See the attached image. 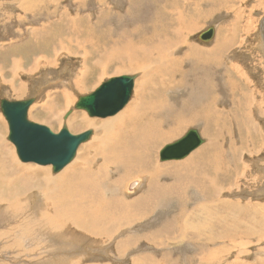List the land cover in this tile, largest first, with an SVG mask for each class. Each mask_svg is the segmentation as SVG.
Segmentation results:
<instances>
[{"label":"rangeland","instance_id":"obj_1","mask_svg":"<svg viewBox=\"0 0 264 264\" xmlns=\"http://www.w3.org/2000/svg\"><path fill=\"white\" fill-rule=\"evenodd\" d=\"M44 3H48L47 8H41ZM39 7L40 9H38ZM178 8L181 10L184 19L180 27L187 32L182 48L172 56L177 61L176 70L172 75H169L170 79L165 84L160 82V78L170 69L169 60L167 62H156L149 60L143 55L144 53L153 54L155 48L136 54V59L140 63H145L146 68H138L135 71L128 68L127 61H124L126 59H121V61L114 60V62L107 61L106 63V60L100 58L115 41L120 39V41L127 42L126 39H131V42L135 43L138 39L140 41V35L143 32L147 33L151 39L164 36H168L169 40L172 39L175 36L174 27L156 29L154 26L157 24L161 25V20L166 19L167 21L168 16L172 19L176 15L173 12L178 10ZM62 11H68L67 13L73 18L75 24L74 22L72 24L70 21L63 20L61 17ZM75 12L81 16V20H78ZM65 17L67 19L69 15H65ZM40 19L43 21L41 22ZM77 20L78 23L76 22ZM173 21L170 20L168 23L178 25ZM211 25L216 27V37L210 42H203L198 38V35ZM81 27L82 30L78 32ZM88 27L96 29L93 32L98 35L97 38L94 35L93 42L83 39ZM46 28L47 31H45ZM48 31H51L49 32L50 34ZM40 32H47L51 36L46 34L42 36ZM32 37L35 38L32 39ZM84 43L88 45L86 44L85 46ZM35 44L37 45L35 46ZM195 44L200 45L201 50L216 44L217 49H214V53H198L195 51L194 54L193 46ZM83 46L84 48L82 49ZM52 47L55 48V52ZM45 48L50 50L47 52L43 50ZM68 49L71 54H69ZM31 51L37 55L31 56ZM15 59H19L16 61L19 62L20 68L13 67L17 68L14 72L10 69ZM99 59L100 61H98ZM218 59H221L224 63L220 69L214 66L218 64L216 61ZM50 64H53V66ZM229 64H233V67H235L234 71L226 68ZM31 67H37V70ZM205 67H213L215 69ZM85 69L90 73L86 72ZM102 72H104L105 76L101 74ZM91 73L92 75H90ZM100 74L103 79H100ZM123 74H136L137 78L130 101L119 113L101 118L91 117L85 110L74 109V105L80 95L92 92L102 82L112 76ZM82 78L83 80H81ZM91 80L93 81L91 82ZM70 81L75 83H70ZM178 81L179 83H177ZM141 91H144L143 110H160L163 112L161 116L158 117L156 115L154 117V120L162 121L163 129L169 131L177 128L178 123L187 122L186 128L182 133L163 143L160 150L165 145L181 138L190 128L194 127L199 129L205 139L202 145L180 160L162 161L159 150V161L157 162L161 165H167L166 163L168 162L186 160L191 154L196 153L209 142V136L204 132V128L210 126L211 132L220 136L221 150L224 151V157L230 168L229 173L224 168L214 173L217 180L221 183H226L227 192L221 194L215 201H209L213 204L211 205L213 212L216 215H226L228 213L233 220H237L235 215L240 218H247L245 210L243 211L244 216L239 215L238 209L240 205H242L241 207L248 205V210L255 206L264 208V0H38L36 2L34 0H0V100L2 98L22 100L35 97V101L28 113L30 120L46 125L56 133L61 130L62 124L66 122L72 133L78 134L87 129H92L94 131L92 135L95 137L99 133L102 135L103 131L110 126L106 120L115 116H122L130 105L138 102ZM152 98L154 100L162 98L167 104L161 108L152 107L150 105ZM69 103L71 105L66 108ZM50 106L56 108L57 111L55 112L58 116L49 117L48 111H52ZM71 109H74L72 116L65 120V114ZM209 109H212L213 113ZM208 110L209 114L206 116ZM215 110H217V114ZM63 111L65 112L62 113ZM220 113L223 116H219L218 114ZM173 114H182L185 119L180 121L178 117H174V121L171 122L170 118H172ZM136 115V117L126 119V123L119 120L116 123V127L111 132L108 131L106 135L113 139L114 136L121 135V142H128L129 133L136 130L137 127H141L144 121L141 114ZM75 116L76 118L86 117L93 122L89 120L85 123L80 122L82 128H76ZM249 117L258 125V129L250 126ZM57 119L62 120V123L56 122L55 120ZM147 120L150 119L146 118L145 121ZM0 136L3 137L4 144H7L14 153L13 156L11 151L0 147V175L5 177L6 182L13 181L24 174L30 177H44L45 172H39L37 166L48 167L52 175L64 174L74 164H78L80 167L84 163L86 154L94 149H99L92 144V139L94 138L92 136L89 141L80 147L76 159L58 173L53 172L52 165L23 162L17 154L16 146L8 139L9 124L2 113L1 106ZM119 142L117 141L116 145ZM234 150H237L236 154ZM215 152H218V149ZM96 158L99 159L95 165L96 171H101L104 169V162L100 161L101 155ZM147 161L148 159L142 162L147 163ZM149 163H151L150 160ZM25 168L30 169L26 170ZM175 169L178 170V168ZM121 170V167L117 165L116 169L112 170L110 182L103 183L105 202L100 206L101 210L109 202L114 204L124 203L125 200L131 202L140 198L139 195L143 193L137 191L139 180L142 183L144 182L142 187L149 193V189L146 186L152 182V177L147 180L140 172L126 175L125 173H120ZM174 174L176 173L166 172V175ZM123 175L126 176L125 180ZM72 177L74 179H66L68 182L66 187H69L72 180H74L72 184L81 180V177ZM117 177L123 180V182L119 180L121 185L114 184ZM130 180H132L131 185H126ZM159 181L160 179H157L155 183ZM128 187L130 189L127 190L126 188ZM190 189L191 187L187 189L190 197L197 198L199 193ZM76 190L81 191L82 186H76ZM187 190L175 189L174 191H177L178 194L169 193L170 200L167 205L165 204L163 208H158V212H161L160 216L170 218L179 212L182 209L181 205L186 203L188 196L186 195L176 200L174 198ZM59 193L60 191H58L56 196L60 195ZM70 194L74 197L79 196V194H72L71 192ZM83 200H90V198ZM91 200H95V198H91ZM222 200L232 203L233 208L228 209L226 206H222ZM195 201L185 205L184 211L186 213L194 210L193 205L198 206L202 202ZM126 210L128 209L123 205H118L117 212H125ZM57 211L63 213L61 210ZM97 220L105 221L109 219ZM247 222L244 224L240 219V228L253 227L254 223L250 225ZM107 226H110L109 223ZM261 229H264V227L262 226L258 229L257 231L259 232L257 233L236 236L237 238L234 237L230 240L223 235H218L219 239L215 238L216 241L214 240L213 244L210 243L211 238L206 239L203 236L199 239L195 236L191 238L190 235L184 238L178 235L161 237L163 235V232H161L155 239L157 245H149L151 242L144 240L133 246V249L131 246L124 245V249L122 247L116 250L111 249L114 244L111 245L109 243L110 239H108L104 242V245L108 246L106 251L104 247L102 250L98 246L96 248H100V253L84 249L82 252L93 258L89 259V257H86L75 260L77 262L84 260V264H135L136 261H138V264H188L186 262L188 259L191 264H204L210 258L212 260L215 259L214 263L211 264H264V233L261 234ZM156 231L155 228V231L149 229L147 232L153 234ZM29 237L23 239L28 240ZM123 237L124 235L121 236V238ZM92 239H89L88 244L91 243ZM2 241H0V244ZM164 243L167 245L165 248L163 246ZM201 247H208V249L211 248L213 251L202 250ZM190 249H192V253L189 252ZM86 250H89V252ZM13 251L9 253V251L3 252L0 249V264H21L28 261L34 263L35 261H41L47 255V253H39V249H36V255L33 252V255L28 256L25 253L26 247ZM76 251L78 250L75 249L73 252ZM146 255H148L149 261ZM162 255L165 256L164 260ZM200 256L203 257L202 263L199 260ZM136 257L137 259H135ZM181 257H185V259L182 260Z\"/></svg>","mask_w":264,"mask_h":264},{"label":"bare ground","instance_id":"obj_2","mask_svg":"<svg viewBox=\"0 0 264 264\" xmlns=\"http://www.w3.org/2000/svg\"><path fill=\"white\" fill-rule=\"evenodd\" d=\"M34 1L36 2L38 0H34ZM44 4L41 5V8L48 7L47 6L48 3H44ZM38 9H40V7ZM51 10H54V9H51ZM67 12L68 11L61 12L62 19L66 21H70L72 24L74 22L75 24V21H73V18L70 17V14H68ZM173 13H175L176 15H174L172 19H170V17L168 16L167 21L166 19L161 20V25L157 24L154 26V28L157 29V28L170 27V26L174 27V33H175L174 37L175 38L173 37L172 39L169 40L168 36H164V37H158L157 39L156 38L151 39V37H149L147 33L143 32L140 35L141 37L140 41L138 39V41H135V43L131 42V39H126L127 42L123 40L120 41V39L118 41H115L112 44V46L107 49V52L100 58L103 60H106V63L107 61L114 62V60L121 61V59H126L124 61H127L126 64L128 65V68L135 71V69H138V68L140 69L146 68L145 63H140V61L136 59V54L143 52V51L150 50L151 48H155V51L153 52V54L144 53L143 55H145L149 60L156 61V62L158 61L167 62L169 60L168 62L170 64L169 66L170 69H168L164 73L162 78H160V82L165 84L166 81L170 79L169 75H172L174 71L176 70L175 65L177 64V61L172 56L178 50L182 48L183 43L185 41V34L187 32V31H184L182 27H180L184 20L181 10L178 8V10H175V12ZM65 15H69V17L65 19L66 18ZM56 16L58 15L56 14ZM76 17L78 18V20H81V16L78 15L77 13H76ZM40 20L41 22L43 21L42 19ZM78 20L76 21L77 23H78ZM170 20L171 21L174 20L173 22L177 23L178 25H174L173 23H168ZM66 21H63V22H66ZM80 30H82V27L81 29H78V32ZM93 30H94L93 28L88 27L87 32H85V34L83 35L84 37L83 39L93 42L94 35H96V38L98 36L97 33L94 34ZM45 31H47V28ZM94 31H96V29ZM49 32L51 31H48V33ZM40 34L42 36L45 34L47 36H51L49 35L50 33L47 34V32L46 33L40 32ZM214 37H216V35H214ZM33 38L35 37H32V39ZM36 45L37 44H35V46ZM71 46H69V48H71ZM65 47H66V44H65ZM52 48L54 49V52H55V48L54 47ZM83 48L84 46L82 47V49ZM215 48L217 49L216 44L210 46V48H202V50H201V46L198 44H195L193 46L194 54H195V51H197L198 53H204V52L214 53ZM43 50L48 52L50 49L45 48ZM69 54H71L70 50H69ZM30 55L34 56L37 54L32 53L31 51ZM39 59H40V56H39ZM16 60H19V59H15L13 61L11 65V69H10L14 72L17 70V68L18 69L20 68V65H18L19 62H17ZM37 61L39 60L37 59ZM98 61H100V59ZM98 61H96V63H98ZM216 61L218 62V64L214 66H216V68L218 69L222 68V64L224 65L223 61L221 59H218ZM50 65L53 66V64H50ZM40 66L42 67V65ZM13 67H17V68H13ZM213 67H210V68L205 67V68L215 69ZM34 68L36 69L37 67H34ZM226 68L231 71H234L235 69V67H233V64H229L228 66H226ZM74 72L76 71L74 70ZM191 73H192V70H191ZM101 74L105 76L104 72H102ZM90 75H92V73ZM102 75L100 76V79L103 77ZM81 80H83V78ZM92 81L93 80H91V82ZM70 83H75V82L70 81ZM177 83H179V81ZM233 83L235 84L234 81ZM134 86H135V81H134ZM143 100H144V91L143 92L141 91L140 100L136 102L135 104L130 105L127 108V110L122 114V116H115L112 119L106 120L107 122H109L110 126L106 130L103 131L102 135L99 132H98L99 134H97L95 137L92 135L94 137L92 139V144L95 145V147L99 149H94L92 152L86 154L84 158V163H82L80 167L78 166V164L76 165L74 164L73 166H70L67 172H65L64 174L52 175L50 171L48 170V167L42 168V167L37 166V170L39 172H45L44 177H41V176L30 177L27 174H24L20 176L19 178L13 181H10V182H6L5 177L3 175H0V241L3 240L0 244V249L3 252L9 251L10 253V251L11 252L13 250L17 251L19 248L26 247L25 253L28 254V256L33 255L32 254L33 252H35V255H36L37 254L36 249H39V253H47V255L44 258L42 257L43 259L41 261H39L40 259L38 260L39 262L35 261L34 263H32V261H28L27 263L25 262L21 264H84L85 262L84 260H80L77 262L75 259H79V258L84 259L86 257H89L90 259L93 257L88 256V254H85V252H82V251H84V249H89L91 250V252H97V251L99 252L101 251L99 249L102 248L103 250V247H104V250L106 251L108 246H105L104 242H106L108 239H110L109 243L111 245L114 244L113 247H111V249H116V250L122 247L124 249V245L131 246L132 248L133 246L137 245L138 243L144 240L146 242H151L149 243V245L150 244L157 245L155 239L160 235L161 232H163V235L161 237H165V236L170 237L171 235H178L184 238L190 235L191 238H194L195 236V237H198L199 239L203 236L206 239L211 238L210 243L213 244V241L215 240V238L219 239L218 235H223L225 236V238L230 240L236 236H242L244 234H249V233L253 234L255 232L257 233L259 232L257 231L258 229H260L262 226L264 227V218H263L264 208L263 207L260 208L258 206H255L252 209L248 210L247 209L248 205H246V207L245 206L241 207L242 205H240V208L238 207L239 208L238 210L240 212L239 215L244 216L243 211L245 210L247 218H240L239 216L234 214L237 220H233L230 214L228 213L226 215H223V214L216 215L213 212V208L211 206L213 204L210 203L209 201H215L216 198H218L221 194H223L224 192H227L226 183H221L219 180H217L214 173L223 168L226 170L227 173H229L230 168L224 157V151L221 150L222 146H221L220 136L214 135L210 130V126H206L204 128V132L209 136V142L206 144V146H203L200 150L197 149L198 151L194 154H191L186 160L184 161L182 160L181 162H168L166 163L167 165H161L159 162H157L159 161L158 160L159 152H160L159 150H160L161 145L177 137L179 134H181L182 131L186 128L185 126L187 125V122L183 121L181 123H178L179 125L177 128L170 129L169 131H167L166 129H163L162 121L154 120V117L156 115L159 117L163 114V112L160 110H156V111L143 110L142 109ZM57 101H58V98H57ZM166 104L167 102H165L162 98H156L155 100L152 98V100L150 101V105L152 107L156 106L157 108L164 107L166 106ZM70 105L71 103H69V105L66 106V108H68ZM66 108L64 107V109ZM51 110L52 111H48L49 117L54 118L58 116V114L55 112L57 111L56 108L51 107ZM209 110H211L213 113L212 109H209ZM209 110L207 111L206 116L209 114ZM64 112L65 111H63L62 113ZM215 113L217 114V110H215ZM136 114H141L143 116L142 118H144V121L141 127H137L136 130L129 133L130 137H129L128 142H121L122 140L121 135L114 136V139L106 135L108 134L107 133L108 131L111 132L116 127V123H118L119 120L123 123H126V119L131 118V117H136L137 116ZM218 115L223 116V114L221 113ZM70 116H72V114ZM174 117H178L180 121L185 119V117L182 114H173L172 118H170L171 122L174 121ZM74 118H75L74 120H76V123H77L76 128H82L80 126L81 125L80 122L85 123L86 121L89 120L86 117L76 118L75 116ZM146 118H149L150 120L145 121ZM59 119L55 121L58 123H62V120H59ZM249 120H250V126L252 128L258 129V125L254 123L251 117H249ZM89 121L93 122L91 120ZM62 125H64V123ZM83 126L85 125L83 124ZM74 134H77V133H74ZM87 141L83 142L79 146L76 155H78L80 147ZM117 141H120V142L116 145ZM0 147L8 149L9 151L12 152V155L14 156L13 151L9 149L7 144L6 145L4 144L2 136H0ZM216 149H218V152H215ZM234 152L236 154L237 150H234ZM100 155H101L100 161L104 162V169L101 171L100 170L96 171L95 165L99 161V159L96 157ZM75 159H76V156L74 160ZM147 159H148L147 163L142 162L143 160L145 161ZM74 160H72L71 162H73ZM149 160L151 161V163H149ZM71 162H69V164L65 166L61 171H63L66 167H68L71 164ZM117 165H119L122 169L120 173H125L126 175H130L134 172H140V174H142L143 177L147 180L150 177H152V182L146 186V188L149 189V193H147L146 189L142 187L143 186L142 184L144 182L142 183V181L139 180L137 191L143 193L139 195L140 198H137L131 202L125 200L124 203L114 204L112 202H109V203H106L104 208L101 210L100 206L103 205L105 202L102 185H104L103 184L104 182H110V179L112 178V174H111L113 172L112 170L116 169ZM175 168H178V170H176ZM25 169L29 170L30 168H25ZM166 172H173L176 174L166 175ZM72 176L81 177L80 182L72 184V182L74 181L72 180L69 187H66V184L68 183L66 179H74ZM123 177L125 180L126 176L123 175ZM157 179H160V181L155 183ZM119 180L123 182L122 179H118L117 177V180H115L114 181L115 183L114 182L113 183L115 185L116 184L121 185ZM128 183L126 185H131L132 180L128 181ZM78 185L82 186L81 191L76 190V186ZM190 187H191L190 190L199 193V196L197 198L190 197L188 190H187ZM126 189L127 190L130 189V187ZM175 189L187 190L183 194H179L177 197L174 198V200H176L177 198H182L187 195L188 198H187L186 203L182 204L181 205L182 209L179 210L178 208L179 212L176 211L177 213L175 212L176 214H174L170 218H167L165 216H160L161 212H158V208L160 207L163 208L165 204L167 205V202L170 200L169 195H168L169 193L178 194L177 191H174ZM58 191H60L59 193L60 195L56 196ZM70 192L72 194H79V196L74 197L70 194ZM88 198H90V200H83V199H88ZM91 198H95V200H91ZM195 200L202 201V202L198 206L193 205L194 210L190 213H186L184 211L185 205L187 203L189 204L190 202H194ZM221 204L222 206H226L228 209L231 207L233 208V204L225 200H222ZM118 205H123L128 210H126L125 212H117ZM57 210H61L63 213H59ZM97 219H109V220L104 221V220H97ZM240 219L244 224L246 223V221H248L247 223L250 225L254 223L253 227L248 226L249 228L247 227L244 229L240 228L241 226ZM108 223L110 226H107ZM155 228L157 230L155 233L152 234L151 232H147L149 229L155 231ZM243 230H244V233H243ZM260 231H262L261 234L264 233V229H261ZM123 235L124 237L121 238V236ZM27 237H29L28 240L23 239ZM90 238H93V239L91 243L88 244V241ZM97 246L100 248H96ZM163 246L165 248L167 245L164 243ZM201 248L202 250L207 249L208 251H213V249L211 248L208 249V247L207 248L201 247ZM75 249L78 251L73 252L75 251ZM89 250H86V251L89 252ZM191 251L192 249L189 250V252ZM146 256L149 261L148 255ZM202 256L199 257V260L201 261V263L203 261ZM162 257L164 260L165 256L162 255ZM181 258L182 260L185 259V257H181ZM135 259H137V257ZM214 261L215 259L212 260L209 258L208 260L204 262V264H211V263H214ZM186 262L188 264H191L189 263L188 259ZM135 264H138V261H136Z\"/></svg>","mask_w":264,"mask_h":264},{"label":"water","instance_id":"obj_3","mask_svg":"<svg viewBox=\"0 0 264 264\" xmlns=\"http://www.w3.org/2000/svg\"><path fill=\"white\" fill-rule=\"evenodd\" d=\"M216 32L214 25L199 33L198 38L210 42ZM137 75L123 74L112 76L102 82L92 92L80 95L74 109L85 110L91 117L105 118L115 115L129 102ZM35 97L22 100H0L1 110L9 122L8 139L16 146L17 154L23 162L52 165L53 172H60L74 160L79 146L90 139L92 129L74 134L65 123L59 132L52 131L43 124L29 119V108ZM74 109L69 110L64 118L67 120ZM205 139L198 128H190L181 138L165 145L160 150V159L180 160L187 157L202 145Z\"/></svg>","mask_w":264,"mask_h":264}]
</instances>
